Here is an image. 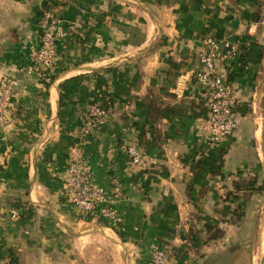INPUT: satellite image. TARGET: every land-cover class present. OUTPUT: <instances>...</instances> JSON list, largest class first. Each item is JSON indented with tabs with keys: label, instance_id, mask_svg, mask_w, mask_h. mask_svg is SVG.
<instances>
[{
	"label": "crops",
	"instance_id": "crops-1",
	"mask_svg": "<svg viewBox=\"0 0 264 264\" xmlns=\"http://www.w3.org/2000/svg\"><path fill=\"white\" fill-rule=\"evenodd\" d=\"M44 12L65 35L55 40L54 72L41 81L33 57ZM263 18L264 0H0V78L18 80L0 122V257L148 264L160 249L167 264H242L248 245L237 237L260 232L254 215L264 190L241 200L238 223L227 221L233 215L224 207L240 202L225 201L238 195L235 182L264 186ZM206 37L242 43L230 69L237 129L214 148L199 132L207 111L194 78ZM100 97L113 109L84 134L88 106ZM130 145L153 160L149 169L130 164ZM73 149L96 184L120 183L114 225L81 218L65 199L61 177ZM205 224L222 236L208 241ZM186 236L199 241L185 247Z\"/></svg>",
	"mask_w": 264,
	"mask_h": 264
},
{
	"label": "built area",
	"instance_id": "built-area-1",
	"mask_svg": "<svg viewBox=\"0 0 264 264\" xmlns=\"http://www.w3.org/2000/svg\"><path fill=\"white\" fill-rule=\"evenodd\" d=\"M259 23L264 26V18ZM57 24L58 21L49 12H44L39 20V45L33 57V71L42 81L49 80L54 72L57 58L55 40L65 35L58 32ZM241 53L242 43L238 39L206 37L197 56L194 78L207 111L206 117L199 122V132L210 148L226 141L237 129L234 108L238 101V87L229 75ZM17 86L18 80L14 77L0 78V122L9 117ZM112 109L110 101L105 106L100 101L90 103L84 134L104 125ZM126 153L133 167L146 170L153 165V160L135 145L128 146ZM1 183L0 174V189ZM61 183L65 199L81 218L101 219L110 225L117 222L115 205L121 198L120 183L112 179L108 189L96 184L93 172L77 149L71 150L68 155ZM9 214L11 218L18 217L16 210H11ZM167 260L165 251L152 249L148 264H167ZM0 264H13L12 255H2Z\"/></svg>",
	"mask_w": 264,
	"mask_h": 264
},
{
	"label": "rangeland",
	"instance_id": "rangeland-1",
	"mask_svg": "<svg viewBox=\"0 0 264 264\" xmlns=\"http://www.w3.org/2000/svg\"><path fill=\"white\" fill-rule=\"evenodd\" d=\"M260 107L261 108L259 109V112L261 114V117L264 118V104H263V102H261ZM245 182H247V181H245ZM262 185H263V183H262ZM256 186L257 187H263V190H264V186H261L259 182H258V184H256ZM249 190H254L256 192L257 188H254V189L250 188L249 184H247V187L244 188L243 190H241L239 192L236 191V193H238V195H236L237 196L236 198L239 197L240 202H239V200L236 202V204L234 205V210H235L236 207H238L237 208L238 210H236L237 213H235L234 216L229 217L227 219L228 222L238 223L239 221H241V219L243 217L242 214H244L245 210L241 206L240 203H241V200L244 201L245 198H247V196L251 193V191H249ZM241 195H244V196H241ZM260 205L256 208V212H255V215H254L256 228H257V225L261 224L262 215H263V206H260ZM227 206H228V208H232L230 205H227ZM240 208H241V210H239ZM228 215H229V213L225 210L224 216H228ZM187 224L189 225V220H188ZM259 233H260L259 229L257 228V230H255V233L254 232L250 233V237H249V239L247 241L243 240L244 237H242V235L240 237L236 236L237 238H240L239 240H240L242 245H244V244L248 245V249H247L246 254L245 255H243V254L241 255V260L240 261L242 262V264H257L258 255H259V248L261 246V238H260V234ZM186 237L187 238L185 239V242H184L185 243V247H189L188 243H195V242L199 241V238H196V237H195L196 239L195 238H191V237L189 238V236H186ZM184 251H186V250H184Z\"/></svg>",
	"mask_w": 264,
	"mask_h": 264
},
{
	"label": "trees",
	"instance_id": "trees-1",
	"mask_svg": "<svg viewBox=\"0 0 264 264\" xmlns=\"http://www.w3.org/2000/svg\"><path fill=\"white\" fill-rule=\"evenodd\" d=\"M229 79H230V80L232 79V78H230V75H229ZM99 101L101 102V104H102L103 106H105L106 103H107L108 101H110V100L107 99V97H100V100H99ZM143 135H144V129L141 127V128H139V140L142 139ZM251 183H252L253 185H255L256 182H255V180H254V181H252ZM247 184H248V181L245 182L244 180H240L239 182H235V183L233 184V189L235 190V192H236V191L239 192V191L243 190L244 188H246V187H247ZM256 191H258V193L261 194L262 191H263V187H258ZM236 197H237L236 195H234L232 192H230V193H228V194L226 195V197H225V201H227V202H230L231 200H232V201H235V200L237 199ZM230 203H231V202H230ZM237 208H238V207H236L235 210H234V209H232V208H228V206L226 205V206L224 207V213H225V210H226L230 215H233V216H234V214L237 213V212H236V210H238ZM239 210H241V208H240ZM242 215H243V214H242ZM242 215H241V216H242ZM204 229H205V231H206L207 234H208V238H207L208 241H209V240H213V239H217V238H219V237L222 236L221 231H220L219 229H217V228H216L215 226H213V225H207V224H205V225H204ZM194 238H195V237H194ZM195 239H196V238H195Z\"/></svg>",
	"mask_w": 264,
	"mask_h": 264
},
{
	"label": "bare ground",
	"instance_id": "bare-ground-1",
	"mask_svg": "<svg viewBox=\"0 0 264 264\" xmlns=\"http://www.w3.org/2000/svg\"><path fill=\"white\" fill-rule=\"evenodd\" d=\"M264 230V206H263V215L260 224V238H261V246L259 248L258 262L257 264H264V234H262Z\"/></svg>",
	"mask_w": 264,
	"mask_h": 264
},
{
	"label": "water",
	"instance_id": "water-1",
	"mask_svg": "<svg viewBox=\"0 0 264 264\" xmlns=\"http://www.w3.org/2000/svg\"><path fill=\"white\" fill-rule=\"evenodd\" d=\"M262 234H264V230H263ZM263 250H264V249H263Z\"/></svg>",
	"mask_w": 264,
	"mask_h": 264
}]
</instances>
